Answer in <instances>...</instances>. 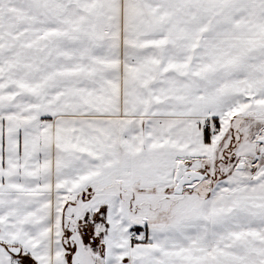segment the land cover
<instances>
[{
	"label": "snow or ice",
	"instance_id": "obj_1",
	"mask_svg": "<svg viewBox=\"0 0 264 264\" xmlns=\"http://www.w3.org/2000/svg\"><path fill=\"white\" fill-rule=\"evenodd\" d=\"M0 264H264V0H0Z\"/></svg>",
	"mask_w": 264,
	"mask_h": 264
}]
</instances>
